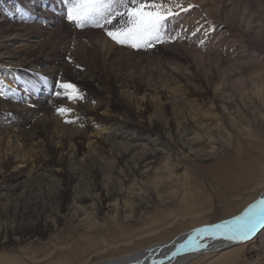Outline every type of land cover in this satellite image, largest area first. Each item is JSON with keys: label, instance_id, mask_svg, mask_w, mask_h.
Returning a JSON list of instances; mask_svg holds the SVG:
<instances>
[{"label": "rangeland", "instance_id": "1", "mask_svg": "<svg viewBox=\"0 0 264 264\" xmlns=\"http://www.w3.org/2000/svg\"><path fill=\"white\" fill-rule=\"evenodd\" d=\"M5 3H8L6 9ZM187 3L198 5L193 0H185V6ZM216 3L217 0L211 4L207 1L204 7H194L172 21L169 32L175 35L173 29L179 30L183 39L134 50L115 44L100 29H76L52 11V4L57 11L61 7L58 0H43L42 7L29 22L23 21L18 1L11 0L10 4L9 0H0L2 18H6L7 23L43 29L39 39L18 38L15 42L33 45L36 41H45L46 48L51 47L53 51L48 57V62L53 63L52 72L42 76L48 83L40 82L41 77L35 71L8 75L0 69V82L8 92L6 97L0 98L22 107V112L35 113L31 116L32 122L45 117L43 105L57 101L48 117L46 115L50 117L54 135L46 146L48 150L44 151L43 146L34 141L21 152V157L32 166L39 165L38 170L33 168L30 172L35 177L33 183L27 181L28 171L0 182V191L9 194L0 195V264H85L88 259L119 256L156 240L173 239L194 222L210 223L196 224L190 229L212 224L211 221L234 214L253 201L244 204L252 192L251 186L264 182V8L250 11L248 16L253 20L247 23L236 15V10L231 14L214 12ZM8 9L13 10L16 17L10 16ZM86 29L98 34L90 39L86 37ZM79 32H83V39L78 36ZM96 39L101 43H95ZM87 40L90 43L83 45ZM101 44L104 47L98 55L96 49H100ZM85 45L90 48L87 50ZM112 47L125 53L118 59L122 61L121 67L116 66L117 59L103 55V51L113 50ZM92 53H97L95 59L105 62L104 66L108 64L122 68V72L125 70L121 73L124 74V84L120 83L123 87L110 82L107 70H101L103 63L86 62L93 57ZM67 63L73 68L71 82L84 97L75 103L52 95L57 90L55 81L61 79L59 70L63 71ZM92 70L101 72L103 79H98L93 89L83 78L88 79L87 82L96 81ZM130 75L164 87V96L156 94L148 99L150 105L144 117L135 114L138 110L135 99L142 91L127 84ZM26 82L34 84L35 91L26 90ZM119 89L121 92H115ZM112 93L119 103L112 110H98L95 118H87L91 137L79 144L81 150L77 151L73 167L59 164V160L75 151L73 145L60 143L59 131H65V127L72 131L81 129L76 119H70L74 123L65 122L72 112L62 117L56 108L64 105L74 111L83 103L94 110L96 102ZM125 100H129L130 105ZM15 116L11 111H3L0 115V129L4 130L0 134V162L11 156L4 152L6 144L15 145L14 138L6 137ZM111 120H131L152 128L143 138L134 140L132 133L124 129L109 134L113 130ZM156 124L160 126L156 128ZM105 135L112 136L117 143L129 144L128 148L121 154L115 147L111 150L108 146H99L98 139ZM6 140L9 141L6 143ZM99 148L100 154L96 153ZM81 157L83 162L77 160ZM86 157L94 159L95 166H86ZM148 161L151 163L147 164ZM21 167V163L14 162L8 169H0V174H13ZM67 170L75 174L70 184ZM242 203L244 205L239 208ZM255 243H249L243 250L232 247L225 257L215 256L214 259L213 256L212 263L264 264V244L258 248ZM231 256H236V260L226 262Z\"/></svg>", "mask_w": 264, "mask_h": 264}, {"label": "bare ground", "instance_id": "2", "mask_svg": "<svg viewBox=\"0 0 264 264\" xmlns=\"http://www.w3.org/2000/svg\"><path fill=\"white\" fill-rule=\"evenodd\" d=\"M2 1V0H1ZM12 1H18L20 3V12H22L23 15V21L27 22L28 20H31V17L35 16V12L38 11V9H40L42 7L41 2L43 0H40L39 2H36L37 0H12ZM198 4V8H202L204 7V4L207 3V1L209 2V4H211V2H215V0H193ZM35 2V3H33ZM4 3V2H3ZM9 3L11 4V0H9ZM2 5V4H1ZM4 9H6V7H8V3L4 4ZM51 7H55V5H51ZM57 8V7H56ZM258 8H264V0H228L226 2V0H217V3L214 7V12L216 13H220L221 11L226 12L231 14L234 10H236V15L239 16V18L241 19H245V22L247 23H251L253 18L252 16H248V13L252 10H257ZM2 10V9H1ZM10 10L8 13L10 16H15V13L13 10ZM260 10V9H259ZM238 12V14H237ZM3 10L0 11V69H3L4 72H8L10 74H20L22 72H37V74L40 75V77L42 76H46V73L51 71L52 69V64H50L48 61V57H51L53 55V51H51V47L50 49L46 48V44L45 41L38 42L36 41L33 45H28L27 43H24L22 45L18 44V42H15V39L18 38H26V39H39L41 38V31H43L42 27L39 28H32L26 24H22L20 26H16V25H12L9 24L5 21L6 18H2L3 16ZM6 13V12H5ZM7 20V19H6ZM27 20V21H26ZM33 20V19H32ZM59 21V20H58ZM29 22V21H28ZM46 25V24H43ZM64 26V25H63ZM44 27V26H43ZM86 33V37L88 35V37L90 39H94L95 38V34H98L97 32H92L88 31ZM97 31V30H96ZM67 32V31H66ZM86 32V31H84ZM80 33V32H79ZM83 34V32H81ZM81 33L78 36H81ZM49 34V33H48ZM85 34V33H84ZM44 35V34H43ZM47 35V34H45ZM77 35V34H75ZM84 36V35H83ZM93 36V37H92ZM82 37V36H81ZM48 38V37H47ZM80 38V37H79ZM98 38V37H96ZM54 39V38H53ZM65 39V38H64ZM83 39V37L81 38ZM80 39V40H81ZM85 39V38H84ZM105 39V38H104ZM55 40V39H54ZM53 40V41H54ZM97 40V39H96ZM50 41V38H49ZM48 41V43H49ZM86 41V39H85ZM88 41L84 44H88ZM55 42V41H54ZM84 42V41H82ZM93 42V41H92ZM94 42L98 44V40ZM106 42V41H105ZM17 43V44H16ZM53 43V42H52ZM57 43V41H56ZM77 43V42H76ZM90 43V41H89ZM101 43V42H99ZM62 44V43H61ZM66 44V43H65ZM103 44V43H102ZM102 44L99 46L100 49H96L99 53L102 54ZM49 44H47L48 46ZM54 45V44H53ZM52 45V46H53ZM85 45V48H87V46ZM109 45V44H108ZM60 46V45H59ZM58 48H61L59 47ZM93 46V43H92ZM94 47V46H93ZM91 47V48H93ZM106 47V46H105ZM176 47V46H175ZM66 48V47H65ZM88 48H90L88 46ZM87 48V50H88ZM96 48V47H94ZM93 48V49H94ZM109 48V46H108ZM111 48V47H110ZM115 48V47H114ZM62 49V48H61ZM113 49V47H112ZM175 49V48H174ZM173 49V52L176 51ZM55 50V49H54ZM57 50V49H56ZM86 50V52H87ZM170 50V49H168ZM178 50V49H177ZM85 51V50H84ZM93 51V50H92ZM55 52V51H54ZM76 52V51H75ZM154 52V50H153ZM152 52V53H153ZM159 52V51H158ZM163 52V51H162ZM165 52V51H164ZM172 52V50L170 51ZM169 52V53H170ZM78 53V52H77ZM96 53V54H97ZM155 53V52H154ZM189 53V52H188ZM61 54V53H60ZM82 54V53H81ZM86 54V53H85ZM93 54V53H92ZM91 54V55H92ZM96 54H93V57L86 61L89 62L88 64L91 63H97V64H102L104 66L105 62H98L97 59H95ZM108 55V57H113L114 59H121L123 57V55L125 54L123 52V50H117L115 51L113 50H107V51H103V55ZM161 54V52H160ZM84 55V54H83ZM88 55V54H87ZM133 55V54H132ZM148 55V54H147ZM168 55V54H167ZM172 55V54H171ZM169 55V56H171ZM193 57V54H191ZM58 56V55H57ZM61 56V55H60ZM79 56V55H78ZM77 56V57H78ZM86 57V55H84ZM95 56V57H94ZM126 56H128L126 54ZM125 56V58H126ZM150 56V55H149ZM156 56V55H155ZM162 56V55H160ZM166 56V54H165ZM104 57V56H103ZM117 57V58H116ZM142 57V56H141ZM57 58V57H56ZM84 58V57H82ZM87 58V57H86ZM90 58V57H89ZM100 59V57H98ZM132 58V57H131ZM55 59V58H54ZM130 59V56L129 58ZM134 59V57H133ZM146 59V58H145ZM193 62L196 61L195 58L193 57ZM82 60V59H81ZM123 60V59H122ZM104 61V60H102ZM128 61V60H127ZM185 61V60H184ZM200 62V61H199ZM79 63V62H78ZM58 64V63H57ZM117 64V63H116ZM141 64V63H140ZM194 64L196 65V63L194 62ZM78 65V64H77ZM87 65V64H86ZM84 65V66H86ZM122 65V61L118 60V64L116 66L121 67ZM125 65V64H124ZM145 65V64H144ZM34 66H39L40 68H36ZM74 66V65H73ZM72 66V67H73ZM97 66V65H96ZM141 66V65H140ZM146 66V65H145ZM82 67V66H81ZM88 67V66H87ZM93 67V66H92ZM95 67V66H94ZM36 68V69H35ZM76 68V67H75ZM84 68V67H83ZM86 68V67H85ZM133 68V67H132ZM51 69V70H50ZM56 69V68H55ZM73 69V68H72ZM71 69V67L68 66V63L66 66H64L63 71H60V77L63 80H67V81H72V76L71 73L73 72ZM79 69V68H78ZM81 69V68H80ZM79 69V70H80ZM91 69V68H90ZM93 69V68H92ZM122 69V68H121ZM120 68L118 67H111L108 66V64H105V66L103 67V69L101 70H107V75L110 77V82L113 83L114 86L121 88L120 86L123 87V85H121L120 83H123V76L121 75V73H124V71L122 72ZM58 71V69H56ZM77 70V69H76ZM97 70V67H96ZM96 70H92V73L95 75V77L97 78L96 81L90 80L89 82L88 79L84 78V81L86 82L85 84L93 89L94 87L97 86V81L98 79H102L101 75L99 72H96ZM134 70V69H133ZM136 70V69H135ZM78 71V70H77ZM81 71V70H80ZM52 72V71H51ZM86 71L84 70V73ZM90 72V71H89ZM81 73V72H80ZM91 73V72H90ZM171 74V72H169ZM35 75V74H34ZM142 75V74H141ZM144 75V74H143ZM166 75V74H165ZM19 76V75H18ZM130 80L126 81L128 85L134 86V88L141 89L142 94L140 96H138L135 99V104L137 105V111H135V114L138 113V117H144V113L146 108L149 107V98L152 97L153 95H161L164 96V87H162L161 85H155L153 83H149L148 81H143V80H137L133 78V75H130ZM146 76V73H145ZM37 78V76H35ZM55 77V76H54ZM57 77V76H56ZM82 77V76H81ZM103 77V76H102ZM143 77V76H142ZM6 78V77H5ZM26 78V77H25ZM123 78V79H122ZM144 78V77H143ZM10 79V78H9ZM33 79V78H32ZM38 79V78H37ZM140 79H142L140 77ZM147 79V78H146ZM103 80V79H102ZM147 80H151V79H147ZM156 80V79H155ZM154 81V80H152ZM10 82V81H9ZM15 82V81H14ZM41 82V81H40ZM73 82V81H72ZM79 82V81H78ZM143 82L141 85L140 83ZM156 82V81H155ZM12 83V82H10ZM18 83V82H17ZM48 83V82H47ZM80 83V82H79ZM78 83V84H79ZM16 84V83H15ZM19 84V83H18ZM23 84V83H22ZM45 84V83H44ZM106 84V83H105ZM81 85V84H80ZM112 85V86H113ZM127 85V86H128ZM23 86V85H22ZM52 86V85H51ZM21 87V86H19ZM18 87V88H19ZM47 87V86H45ZM86 87V86H84ZM125 87V86H124ZM16 88V87H15ZM35 88H32L35 91ZM46 89V88H45ZM50 89V88H49ZM87 89V88H85ZM108 90V89H107ZM105 90V91H107ZM17 91V90H16ZM51 91V89H50ZM88 91V90H87ZM90 91V90H89ZM112 91V90H111ZM110 91V92H111ZM121 92V90H115V92ZM92 93V92H91ZM108 93V92H107ZM128 93V92H126ZM115 93H112V96H105L104 99H102V101H99L98 103L96 102V109L94 110H89L88 108H86V106L83 103H80L79 106H77V108L72 111L71 115H69L67 117V119H76L78 122L79 129L81 130H74L72 131L71 128H64L65 131L61 132L59 131L60 134V143L62 142L63 145H73V149L75 150L73 154L69 155L68 157L63 158L62 160H59V164L64 165V166H72V163L74 161V159H76V155H77V151H80V143L82 140H87L90 139L91 137V133L90 131V126L86 123L87 118L89 117H94L97 115L96 113L98 112V110H112L113 108H115L116 104L119 103L116 97H114ZM120 94V93H119ZM98 95V94H97ZM131 95V94H130ZM130 95L128 94L127 96L130 97ZM134 96V95H133ZM160 96V97H161ZM24 97V96H23ZM92 97V96H91ZM129 100L131 101V98H129ZM129 100H125L127 101L126 103H129L128 105H130L131 102H129ZM31 102V101H30ZM51 102V101H50ZM57 101H52V103L43 105V111H44V115L45 117L42 118H37L35 119L33 122L32 117H34V114L32 115V112H22L24 109L22 107H19L9 101H7L6 99L0 98V115L3 111H11L13 112L16 116L14 119H12L14 125H12L11 128L8 129L7 131V138H14L15 140V145L11 144L8 145L6 144L9 140H6V148L4 149V152L11 156H7L6 159L2 162H0V169L3 170L4 168L7 167L10 164H13L14 162H19L21 163V168L18 169V171H16V173L13 174H4L3 172H1L0 174V182L6 180V179H10V178H17L19 177V175H21L24 172L28 173L27 176V181L28 182H32L34 181L35 177H32V175L30 174L31 170H33V168H35V170H38L39 165H33L32 163L27 162V160H25L24 157H21V152H23V150L25 148H27V146L29 145V143L32 142H36L39 143L43 146L44 151H47L48 149L46 148V146L49 145L50 143V139L54 136L52 134V131L50 129V123L51 120L48 117V115L50 114V111L53 107L54 104H56ZM28 104V103H26ZM87 105V104H86ZM147 111V110H146ZM132 113V112H131ZM47 115V117H46ZM29 116V119H28ZM32 116V117H31ZM53 116V115H52ZM105 117V116H104ZM106 118V117H105ZM54 119V118H53ZM157 119V118H156ZM6 120H9V118H6ZM104 120V119H103ZM108 120V119H107ZM50 121V122H49ZM108 122V121H107ZM110 122V121H109ZM111 124H113V126H111V129L108 133L109 134H114L115 131H117L116 129H124V131H130L129 133H132V137L131 139L134 140H140L141 138L144 137V135H147L148 132L150 131V129L152 128H147L142 124H138V123H134L131 120H116L113 121L111 120ZM158 122V121H157ZM161 122V121H160ZM56 124V123H55ZM54 124V125H55ZM27 125H29L28 129H25V126L27 128ZM155 125V124H154ZM153 125V126H154ZM160 126V124H158ZM156 124V128L159 127ZM57 127V125H56ZM155 127V126H154ZM53 128V127H52ZM62 128H60L62 130ZM110 128V127H109ZM58 129V127L56 128V130ZM155 129V128H154ZM153 129V130H154ZM118 130V131H119ZM4 130L0 129V134L4 133ZM117 131V133H118ZM61 132V133H60ZM151 132V131H150ZM154 133V132H153ZM57 134V133H56ZM58 135V134H57ZM1 136V135H0ZM59 136V135H58ZM58 139V137H57ZM4 140V139H3ZM53 140V139H52ZM11 141V140H10ZM90 141V140H89ZM97 141V140H96ZM95 141V142H96ZM99 141V146L103 145V146H108L111 149L112 147H115L117 150L121 151V154H123V152H125V150L128 148L129 144L125 143L124 144L122 142L117 143L118 141L113 140L112 136H103L100 139H98ZM59 143V142H58ZM59 143V144H60ZM89 143V142H88ZM2 144V143H1ZM97 144V142L95 143ZM98 146V145H97ZM117 146V147H116ZM31 147V146H30ZM104 147V148H105ZM102 148V147H101ZM1 149V148H0ZM62 149V148H61ZM103 149V148H102ZM95 150V149H94ZM112 150V149H111ZM83 151V150H82ZM98 151V152H97ZM96 153L100 154V148L99 150H97ZM43 152V151H42ZM66 152V151H65ZM88 152V151H87ZM3 153V152H2ZM14 153V154H13ZM64 153V152H63ZM86 153V152H85ZM95 153V151H94ZM14 155V156H12ZM46 155V154H45ZM52 155V154H50ZM89 155V154H88ZM79 156V155H78ZM82 156V155H81ZM91 158L94 157V155H89ZM103 156V155H102ZM101 156V157H102ZM148 156V155H147ZM5 157V156H4ZM51 158V157H49ZM80 158V157H79ZM91 158H84V164L86 163V166L89 164L90 165H94L93 161L94 159ZM52 159V158H51ZM152 159V158H150ZM149 159V160H150ZM79 161L82 160L83 162V157H81V159H77ZM148 160V159H147ZM76 161V160H75ZM74 161V162H75ZM142 161V160H141ZM145 162V161H144ZM50 163V162H49ZM53 163V162H52ZM57 163V161H56ZM77 163V162H76ZM151 163V162H150ZM149 161L147 164H150ZM82 164V163H81ZM82 164V165H84ZM76 165V164H75ZM77 165H79L77 163ZM59 166V165H58ZM81 166V165H80ZM88 166V167H89ZM95 166V165H94ZM149 166V165H148ZM73 167V166H72ZM87 167V168H88ZM90 168V167H89ZM144 168V167H143ZM60 169V168H59ZM75 169V168H74ZM62 170H66L63 169ZM62 172V171H61ZM78 172V171H77ZM81 174V173H80ZM93 174V173H92ZM53 176V175H52ZM47 177V176H46ZM75 178V174L73 171H69L67 170V181L68 184H70V182ZM42 179V178H41ZM80 179V178H79ZM264 179V178H263ZM39 180V179H38ZM49 180V178H48ZM51 180V179H50ZM49 180V181H50ZM40 181V180H39ZM43 181V180H42ZM47 181V180H46ZM37 182V181H36ZM45 182V181H44ZM43 182V183H44ZM47 183V182H46ZM48 184V183H47ZM33 185V184H32ZM42 186V185H41ZM29 187V186H28ZM32 187V186H31ZM69 187V186H68ZM252 192L250 193V196L248 195L247 200L244 204H246L247 202L251 201L253 199V201H251L248 205H246L243 209H238L234 212V214H230V215H226V216H222L220 218H217L211 222H214L212 224H217L220 223L224 220H230L235 216L240 215L250 204L254 203L256 200L260 199L261 197H264V182L261 183L260 185H255L253 184L252 186ZM2 188V187H1ZM23 188V187H22ZM28 189V188H27ZM30 189V188H29ZM2 190V189H1ZM20 191V190H19ZM30 191V190H29ZM250 191V190H249ZM26 192V190H25ZM22 194V193H21ZM26 194V193H25ZM0 195L1 196H7L9 194L7 193H3L0 191ZM246 195V194H245ZM244 195V196H245ZM8 199V198H7ZM36 199V198H35ZM244 199V198H243ZM246 199V198H245ZM13 200V199H12ZM17 200V198H16ZM245 201V200H244ZM243 201V202H244ZM44 204V203H43ZM243 203L239 206L242 207L244 205ZM51 205V204H50ZM37 206V205H36ZM36 208V207H35ZM37 209V208H36ZM0 210H1V206H0ZM38 210V209H37ZM240 210V211H239ZM19 212V211H18ZM34 211H32L33 213ZM238 212V213H237ZM236 213V214H235ZM231 216V217H230ZM32 218V217H31ZM222 219V220H221ZM220 220V221H218ZM218 221V222H216ZM43 223V222H42ZM200 223H210V222H205V221H201V222H194L191 225L183 228L176 237H174L173 239L168 238L166 240H156L154 242H151L150 244H147L145 246H142L134 251H131L127 254H123V255H119V256H114V257H107V258H97V259H88L87 262L85 264H129L130 261H134V260H139L141 261V264H153V261H161L162 264H211L212 261V257L215 256L218 258L221 257H225L226 254H229L230 250L232 249V247H236L238 249L243 250L246 245H248L249 243H255L257 241V243H255V245L260 248L262 247L264 244V229H260L255 236H253L250 240L247 241H243V242H238V241H228V240H216V241H211L208 240L206 241L207 244L209 245L207 248L205 249H201L200 251H195V252H189V253H185L183 255H179L177 257L171 258V253L174 252L175 246L177 244L182 243L184 240L187 239V237L189 235H191L193 233L194 229H197L201 226H197L195 228H191L190 227H194V225L196 224H200ZM206 225H210V224H206ZM205 226V225H202ZM17 234V233H16ZM175 235V234H174ZM15 236V235H14ZM13 236V237H14ZM171 239V240H170ZM258 250V249H257ZM262 250V248H261ZM241 252V251H240ZM243 253V252H242ZM242 253H240L239 255H237L238 259L240 260L242 257ZM166 257H169L168 259H166ZM236 260V256L235 258L229 257L227 258V261H231V260ZM211 260V263L210 261ZM225 262V261H224ZM235 262V261H234ZM213 264V263H212Z\"/></svg>", "mask_w": 264, "mask_h": 264}, {"label": "snow or ice", "instance_id": "3", "mask_svg": "<svg viewBox=\"0 0 264 264\" xmlns=\"http://www.w3.org/2000/svg\"><path fill=\"white\" fill-rule=\"evenodd\" d=\"M58 2L61 7L58 11L56 8L52 11L57 12V15L76 29H100L115 44L134 50L150 49L158 44L183 39L179 30L173 29L175 35H172L169 32V25L182 13L198 7L192 3L185 6V0H58ZM41 82L47 83V78L41 77ZM24 87L29 90L35 85L26 82ZM55 88L57 90L52 95L69 102L75 103L84 98L78 86L71 81L57 79ZM11 91L14 92L16 89ZM7 95L8 92L0 82V97ZM72 111V108L64 105L56 108L57 114L62 117H67ZM65 122L74 123L69 119H65ZM260 229H264V197L250 204L240 215L230 220L194 229L186 240L175 246L176 250L171 253V258L205 249L209 246L206 242L208 240L247 241ZM129 264H141V261L134 260ZM153 264L162 262L153 261Z\"/></svg>", "mask_w": 264, "mask_h": 264}, {"label": "water", "instance_id": "4", "mask_svg": "<svg viewBox=\"0 0 264 264\" xmlns=\"http://www.w3.org/2000/svg\"><path fill=\"white\" fill-rule=\"evenodd\" d=\"M201 227H203V226H201ZM201 227H199V228H201Z\"/></svg>", "mask_w": 264, "mask_h": 264}]
</instances>
